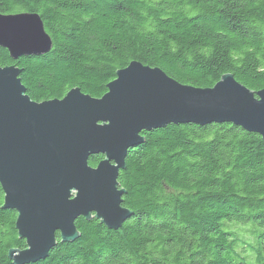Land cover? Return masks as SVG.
Segmentation results:
<instances>
[{
    "label": "trees",
    "instance_id": "16d2710c",
    "mask_svg": "<svg viewBox=\"0 0 264 264\" xmlns=\"http://www.w3.org/2000/svg\"><path fill=\"white\" fill-rule=\"evenodd\" d=\"M23 12L40 16L51 49L12 60L0 47V67H18L35 102L73 88L100 98L132 61L193 87L230 74L264 89V0H0V14ZM141 134L117 177L132 215L116 230L78 217L74 241L29 264H264V140L231 123ZM2 204L0 188V264H13L8 251L26 243Z\"/></svg>",
    "mask_w": 264,
    "mask_h": 264
},
{
    "label": "water",
    "instance_id": "95a60500",
    "mask_svg": "<svg viewBox=\"0 0 264 264\" xmlns=\"http://www.w3.org/2000/svg\"><path fill=\"white\" fill-rule=\"evenodd\" d=\"M50 36L35 13L0 14V47L16 60L49 52ZM15 65L0 67V188L3 209L16 212L23 249L13 264L47 258L57 241L78 237V217L118 229L132 213L122 206L118 172L142 131L168 124L231 123L264 140V89L253 92L225 74L212 87L184 85L158 67L130 62L100 98L69 90L35 102ZM103 155L95 167L92 155ZM57 233L59 239H57Z\"/></svg>",
    "mask_w": 264,
    "mask_h": 264
}]
</instances>
